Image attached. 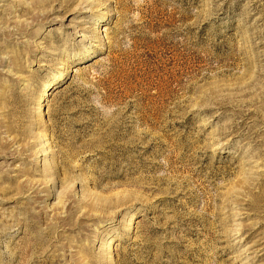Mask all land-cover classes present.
I'll return each instance as SVG.
<instances>
[{
  "label": "rangeland",
  "instance_id": "obj_1",
  "mask_svg": "<svg viewBox=\"0 0 264 264\" xmlns=\"http://www.w3.org/2000/svg\"><path fill=\"white\" fill-rule=\"evenodd\" d=\"M0 264H264V0H0Z\"/></svg>",
  "mask_w": 264,
  "mask_h": 264
},
{
  "label": "bare ground",
  "instance_id": "obj_2",
  "mask_svg": "<svg viewBox=\"0 0 264 264\" xmlns=\"http://www.w3.org/2000/svg\"><path fill=\"white\" fill-rule=\"evenodd\" d=\"M101 19H102V21H106L107 19H106V17L105 16H101ZM103 44H104V42H102ZM103 44H101V48H104L105 46L103 45ZM69 75V70H67V71H64V72H61L60 74H58L57 76H56V78H57V80L55 81V80H52V81H50V82H48V88H50V87H54L55 86V84L57 83V81H59V80H61V79H63L64 77H66V76H68ZM55 78V79H56ZM48 91H47V94L46 95H48ZM48 99V98H47ZM45 100H46V97H45V95H44V98H43V100H42V103H41V109H44L43 108V103L45 102ZM112 239H113V237H110V238H108L107 240L109 241V242H107L106 244L107 245H110V243H112Z\"/></svg>",
  "mask_w": 264,
  "mask_h": 264
}]
</instances>
